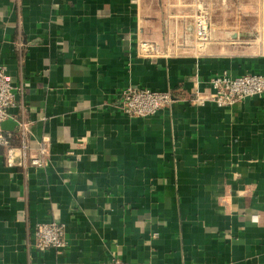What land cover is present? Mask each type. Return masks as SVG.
Listing matches in <instances>:
<instances>
[{
  "label": "crops",
  "instance_id": "1",
  "mask_svg": "<svg viewBox=\"0 0 264 264\" xmlns=\"http://www.w3.org/2000/svg\"><path fill=\"white\" fill-rule=\"evenodd\" d=\"M174 19L146 18L141 0H0V61L19 88L3 129L18 146L28 121L31 152L48 144L47 166L26 170L0 147V264H264V96L222 107L211 82L264 74V46L139 56V32L182 34ZM129 86L181 100L130 117L114 105ZM53 219L69 245L39 250L35 226Z\"/></svg>",
  "mask_w": 264,
  "mask_h": 264
},
{
  "label": "built area",
  "instance_id": "2",
  "mask_svg": "<svg viewBox=\"0 0 264 264\" xmlns=\"http://www.w3.org/2000/svg\"><path fill=\"white\" fill-rule=\"evenodd\" d=\"M264 2V0H262ZM142 9V7H141ZM161 14V8H156L155 13L146 14V18H158ZM191 21L192 23H188ZM184 30L182 34L178 32L164 35L160 42L148 39L143 32H139L136 52L144 58H160L171 56H193L197 58L205 57L210 53L212 46L221 45L220 54H228V47L236 46L238 50L231 56H245L255 49L241 39V30L236 26H225L223 29L221 41L215 39L214 28L210 24L207 15L197 13L184 15L182 17ZM193 26V30L188 28ZM182 36V39L180 38ZM14 48L24 60L31 42L27 41L22 34L13 42ZM264 52L262 47L261 49ZM259 51V50H258ZM252 54V53H251ZM215 88L213 100L219 106L234 107L240 102L251 96H264V74L247 73L239 77H232L227 72L218 75L211 80ZM21 93V92H20ZM19 88L11 81L8 76V66L0 61V147L5 152V160L10 167H19L27 169L30 166H47V160L44 156L48 152L47 142L40 143L39 148L31 152L30 135L31 123L22 121L20 123V134L18 146L13 144L12 136L3 129V122L10 117L9 109L15 105ZM181 100L179 96L171 91H160L151 88H137L129 86L121 92V95L114 105L124 114L130 117H147L156 114L159 110L172 107ZM35 247L39 250H61L69 245L66 225L58 220L38 222L34 229ZM155 237L159 234L155 232ZM111 264H132L123 261L120 258H114Z\"/></svg>",
  "mask_w": 264,
  "mask_h": 264
},
{
  "label": "rangeland",
  "instance_id": "3",
  "mask_svg": "<svg viewBox=\"0 0 264 264\" xmlns=\"http://www.w3.org/2000/svg\"><path fill=\"white\" fill-rule=\"evenodd\" d=\"M153 2L164 14L175 17L171 22L172 25L176 19L180 20L184 15L204 14L209 17L214 31L222 32L225 26H236L240 28L241 34L253 33L251 38L241 36L247 46H252L253 49L256 46H264V2L262 0H153ZM230 47L234 50L226 49L228 54L236 52V46ZM253 52L255 51L251 53Z\"/></svg>",
  "mask_w": 264,
  "mask_h": 264
},
{
  "label": "bare ground",
  "instance_id": "4",
  "mask_svg": "<svg viewBox=\"0 0 264 264\" xmlns=\"http://www.w3.org/2000/svg\"><path fill=\"white\" fill-rule=\"evenodd\" d=\"M141 4H142V14H148V13H155L156 12V6L154 5L153 0H141ZM229 50H234V48L229 47ZM238 50V48L236 49V51Z\"/></svg>",
  "mask_w": 264,
  "mask_h": 264
},
{
  "label": "water",
  "instance_id": "5",
  "mask_svg": "<svg viewBox=\"0 0 264 264\" xmlns=\"http://www.w3.org/2000/svg\"><path fill=\"white\" fill-rule=\"evenodd\" d=\"M190 30H193V26L192 25L190 26Z\"/></svg>",
  "mask_w": 264,
  "mask_h": 264
}]
</instances>
